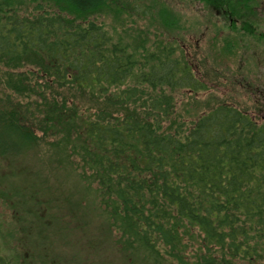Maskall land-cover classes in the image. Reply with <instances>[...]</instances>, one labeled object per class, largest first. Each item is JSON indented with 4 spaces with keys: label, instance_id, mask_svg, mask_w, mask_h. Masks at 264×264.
Masks as SVG:
<instances>
[{
    "label": "trees",
    "instance_id": "16d2710c",
    "mask_svg": "<svg viewBox=\"0 0 264 264\" xmlns=\"http://www.w3.org/2000/svg\"><path fill=\"white\" fill-rule=\"evenodd\" d=\"M28 1L32 14L0 0L2 85L13 97L0 101V155L58 150L121 264H264V121L226 103L175 118L178 92L208 89L180 44L125 41L92 19L142 12L133 0ZM201 2L246 17L245 36L264 46L263 22L248 17L256 0ZM224 42L229 56L242 48ZM4 225L0 264H19Z\"/></svg>",
    "mask_w": 264,
    "mask_h": 264
},
{
    "label": "rangeland",
    "instance_id": "374dc122",
    "mask_svg": "<svg viewBox=\"0 0 264 264\" xmlns=\"http://www.w3.org/2000/svg\"><path fill=\"white\" fill-rule=\"evenodd\" d=\"M15 1L20 13L35 12L37 4ZM133 1L137 11L141 5L148 14H143L142 8L143 13L132 12V16L108 14L92 19L125 41L141 35L148 38L149 45L156 41L180 44L208 89L198 93L178 92L175 118L190 122L218 104L226 103L264 121V46L249 42L245 36L243 24L249 22L246 17H234L226 5L218 9L201 0ZM256 2L253 16L248 17L253 24L263 22L257 25L262 30L264 0ZM236 38L242 48L235 47L234 54L229 56L224 40L236 41ZM29 68L20 67L19 72ZM6 70L7 67L0 65V101L4 104L13 99L11 93L4 95L2 80ZM76 100L80 105L90 104L89 98ZM58 154V150L42 146L27 150L16 160L0 155V217L7 227L14 261L19 264H121L115 258L113 243L109 242L104 226L94 216L92 198L79 192L72 164L58 158ZM111 240L116 241V236Z\"/></svg>",
    "mask_w": 264,
    "mask_h": 264
}]
</instances>
